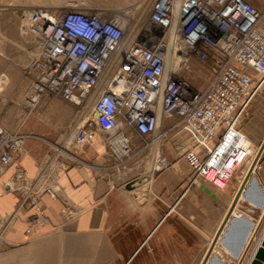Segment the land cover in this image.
Instances as JSON below:
<instances>
[{
    "label": "built area",
    "instance_id": "built-area-1",
    "mask_svg": "<svg viewBox=\"0 0 264 264\" xmlns=\"http://www.w3.org/2000/svg\"><path fill=\"white\" fill-rule=\"evenodd\" d=\"M25 16L37 49L26 71V107L52 96L78 108L85 118L74 129L75 147L101 133L111 147H128L131 133L150 146L180 131L193 143L183 156L192 183L223 188L254 165L240 124L264 89V12L248 0H155L141 28L127 26L123 13L39 7ZM29 137L0 123L2 171ZM155 166L167 170L172 162L160 152Z\"/></svg>",
    "mask_w": 264,
    "mask_h": 264
},
{
    "label": "crops",
    "instance_id": "crops-1",
    "mask_svg": "<svg viewBox=\"0 0 264 264\" xmlns=\"http://www.w3.org/2000/svg\"><path fill=\"white\" fill-rule=\"evenodd\" d=\"M8 27L2 40L32 59L37 49L24 24ZM43 98L62 112V132L33 134L20 157L0 166V264L252 263L264 240V89L240 124L254 165H243L223 188L192 183L187 133L150 146L131 133L128 147H111L101 133L77 148L74 125L83 113ZM160 152L172 162L167 170L155 166Z\"/></svg>",
    "mask_w": 264,
    "mask_h": 264
},
{
    "label": "rangeland",
    "instance_id": "rangeland-1",
    "mask_svg": "<svg viewBox=\"0 0 264 264\" xmlns=\"http://www.w3.org/2000/svg\"><path fill=\"white\" fill-rule=\"evenodd\" d=\"M155 0H0V123L10 130H18L27 136L36 133H52L61 131L62 112L54 107L55 101L41 98L31 109H26L27 95L31 91V78L26 75L32 60L17 57L14 47L2 40L3 34L11 24L21 26L26 22V13L35 7H46L51 10H87L106 13H123L127 26L131 28L147 26L152 3ZM257 9L264 12V0H248ZM204 79L197 85L204 86ZM68 104L67 102H65ZM72 104H70L71 106ZM73 111L76 109L72 106ZM28 121L25 118L29 115ZM77 124L74 125L77 126ZM70 129L64 130L69 136ZM62 132V131H61ZM66 133V134H67ZM48 136V137H49ZM38 225L44 226L45 216L39 214ZM37 225V224H36ZM35 225H33L34 227ZM31 226L30 230L33 229Z\"/></svg>",
    "mask_w": 264,
    "mask_h": 264
},
{
    "label": "water",
    "instance_id": "water-1",
    "mask_svg": "<svg viewBox=\"0 0 264 264\" xmlns=\"http://www.w3.org/2000/svg\"><path fill=\"white\" fill-rule=\"evenodd\" d=\"M261 247L262 248L257 251L255 258L251 264H264V240L262 242Z\"/></svg>",
    "mask_w": 264,
    "mask_h": 264
},
{
    "label": "bare ground",
    "instance_id": "bare-ground-1",
    "mask_svg": "<svg viewBox=\"0 0 264 264\" xmlns=\"http://www.w3.org/2000/svg\"><path fill=\"white\" fill-rule=\"evenodd\" d=\"M172 67H176V64L174 62H172ZM120 143V142H119ZM122 144V143H121ZM122 146V145H121Z\"/></svg>",
    "mask_w": 264,
    "mask_h": 264
}]
</instances>
